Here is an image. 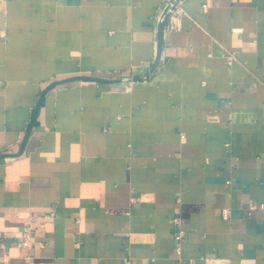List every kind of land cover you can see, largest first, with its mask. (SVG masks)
<instances>
[{"label": "crops", "instance_id": "1", "mask_svg": "<svg viewBox=\"0 0 264 264\" xmlns=\"http://www.w3.org/2000/svg\"><path fill=\"white\" fill-rule=\"evenodd\" d=\"M175 1L0 0V264H264V0Z\"/></svg>", "mask_w": 264, "mask_h": 264}, {"label": "built area", "instance_id": "2", "mask_svg": "<svg viewBox=\"0 0 264 264\" xmlns=\"http://www.w3.org/2000/svg\"><path fill=\"white\" fill-rule=\"evenodd\" d=\"M235 56L234 53L228 54V63L232 64L234 61ZM137 201V198H131V202L134 203ZM48 217V216H47ZM222 217L224 219H228L229 217V211L227 209H224L222 211ZM32 217H27V225L22 229L20 233V237L18 238L17 246L22 249H28L31 250L34 246V242L32 241L31 235L32 230L30 227V223L32 222ZM40 218V217H37ZM173 224L177 227V230L173 233V239H174V247L175 251L178 255L181 253V242L184 236V231L181 229V220L179 217L173 218Z\"/></svg>", "mask_w": 264, "mask_h": 264}, {"label": "water", "instance_id": "3", "mask_svg": "<svg viewBox=\"0 0 264 264\" xmlns=\"http://www.w3.org/2000/svg\"><path fill=\"white\" fill-rule=\"evenodd\" d=\"M177 1L174 0V3H168L164 9V11L160 15V21L158 25V36H157V55L155 58V61L153 63L154 66H157L160 64L161 61V54H162V48L164 44V29L166 21L172 12V10L175 8V4Z\"/></svg>", "mask_w": 264, "mask_h": 264}]
</instances>
